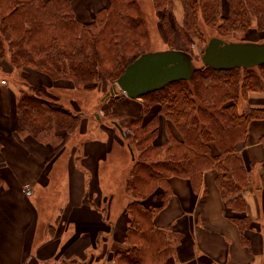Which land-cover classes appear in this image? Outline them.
<instances>
[{
  "label": "trees",
  "instance_id": "16d2710c",
  "mask_svg": "<svg viewBox=\"0 0 264 264\" xmlns=\"http://www.w3.org/2000/svg\"><path fill=\"white\" fill-rule=\"evenodd\" d=\"M176 1L182 4L181 30L190 43L194 38L205 43L198 27L199 14L217 37L225 40L236 41L232 38L250 30L253 19L257 20V30L264 32V0H228V16L222 14V0H156L157 8L166 13L164 21L169 33L173 25L167 9L175 8ZM0 17L7 31L6 38L0 36V56L7 39L13 48L19 47V55L43 56L55 74L71 68V73L82 81L101 74L115 81L131 59L146 52L149 42L137 0H110L109 6L100 9L89 23L77 19L71 0H0ZM202 72L142 97L145 109L132 122L133 143L132 138L128 141L134 156L126 182L131 201L125 211L130 222L123 236L125 246L114 252L115 264H164L176 257L179 234L174 226L157 227L155 217L175 195L172 178L187 179L197 193L209 169L217 171L216 183L226 213L238 225L245 244L250 245L246 230L253 227V219L243 191L251 175L237 152V144L248 139L253 121L264 120V108L247 107L243 111L240 104L248 100L251 92L264 93V65L227 71L205 68ZM28 88L22 89L18 103L17 130L21 134L36 139L51 135L52 122L60 123L58 129L74 133L77 115L41 97L35 87ZM156 106L158 113L146 118ZM51 116L56 119L53 121ZM163 116L178 133L170 129L167 139L160 143ZM156 194L158 199L150 200Z\"/></svg>",
  "mask_w": 264,
  "mask_h": 264
},
{
  "label": "crops",
  "instance_id": "0c3cea01",
  "mask_svg": "<svg viewBox=\"0 0 264 264\" xmlns=\"http://www.w3.org/2000/svg\"><path fill=\"white\" fill-rule=\"evenodd\" d=\"M94 2L103 8V1ZM79 3L87 8L93 4L90 0ZM16 101L15 92H0V177L3 182L0 187V264H84L87 259L84 257L93 246L102 251V247L108 248V243L113 241L123 248L125 225L121 229L120 226L112 227L107 218L85 200L83 169L87 164L82 160L72 166L71 199L67 200L55 223L46 227L39 225V209L31 202H34V183L43 177L45 159L50 152L45 146L50 144L42 141L41 144L37 140H32L34 144L22 142L23 137L16 133ZM246 105L264 108V93L251 92ZM161 121L159 142L166 139L168 124L165 118ZM171 130L178 133L172 125ZM98 138L108 140L107 135ZM263 138L264 120L253 121L249 126L248 139L237 144V152L243 157L251 175L243 196L249 206V215L260 221L259 227L246 231L250 245L245 244L238 225L226 213V205L216 183L217 171L209 169L204 173L202 188L197 193L193 192L187 179H171L175 195L155 217V225L159 228L174 226L180 241L176 257L164 264H264ZM91 139L94 140L93 135ZM34 145L40 149L35 150ZM27 147L31 149L30 155L24 151H28ZM97 160L95 158L88 163L92 161L91 166L97 164ZM27 184L34 190L30 195L24 192ZM103 233L105 243L100 244ZM97 262L104 264L101 259ZM112 263L115 264L114 258Z\"/></svg>",
  "mask_w": 264,
  "mask_h": 264
},
{
  "label": "rangeland",
  "instance_id": "374dc122",
  "mask_svg": "<svg viewBox=\"0 0 264 264\" xmlns=\"http://www.w3.org/2000/svg\"><path fill=\"white\" fill-rule=\"evenodd\" d=\"M80 1L71 0L77 19L81 23L92 22L100 8L102 9L101 4L98 3L97 5L94 0H90V3L93 2L92 7L87 8L79 3ZM101 1H103V8L108 7L110 4V0ZM137 2L140 15L149 35V42L144 49L145 53L166 50L184 51L192 56L196 68L195 73L200 70L202 72L207 68L202 62V55L209 40L217 37V32L205 23L202 14H199L198 17V27L203 34L202 40L205 43L203 41L199 42L197 38H194V41L190 43V39L181 30L184 13L182 4L179 1L175 2V8L167 9L173 25L172 33H169L166 29L164 21L166 13L161 8H157L156 0H137ZM229 12L228 0H222L223 16H228ZM1 21L2 18L0 17V36L4 39L7 31L5 27H2ZM256 21V19H253L252 28L246 33L236 34V37L232 40L263 42L264 32L257 30ZM10 42V40H5V52L0 56V88L1 91L8 93L13 91L16 94L17 127L18 103L23 95L22 89H29L28 86L35 87L40 92L41 97L63 105L71 113L77 115L78 120L77 129L74 133H68L66 131L69 130L63 128L58 129L59 122L57 124L56 122L51 123V126H54V132L50 133L51 135L39 139L16 131L19 137H23V143H33V140L35 142L39 141L41 144H43L42 142L50 144V146L43 145L50 152L47 159H45L43 177L38 183H34L35 192L30 184L29 186L27 184L24 189L26 195L34 192V202L31 203L39 209V225L46 227L49 223H55L61 209L65 207L67 200L71 199L70 178L73 174L72 166H75L77 161L82 160L87 164L83 169L86 178L84 187L87 198L85 200L94 210L107 218L109 225L112 227L120 226V229L125 225L127 228L130 220L125 210L131 201V197L127 191L126 182L134 163V156L130 151L128 141L130 142L132 138L133 143V132L130 128L132 122L139 115H142L145 109L143 98L130 100L122 90H119L118 93L122 95L121 98L114 100L111 95L103 100L106 93L116 84L117 79L115 81L110 80L101 74L100 76H94L93 79L82 81L78 77L76 78L74 73H71V68L63 69L61 72L56 71L55 74L53 72L55 69L44 62L45 60H42L43 56L29 54L27 58L24 55L21 56L19 55V47L13 48ZM28 58L35 62L27 60ZM11 59H14V61ZM132 61L134 59H131ZM100 70L102 71V69ZM115 106L119 112L116 109L111 110ZM240 106L243 111L247 108L245 100H242ZM115 110L117 114L113 112ZM158 111L159 108L156 106L146 115V118L157 114ZM6 116L7 114L4 115V117ZM51 117H53V121L56 119L55 116ZM114 123L123 129V133ZM167 123L166 139L171 125L174 127L172 122ZM91 135L94 136V142ZM101 135H107L108 140H99L98 137H101ZM27 148L28 151H24L30 155L31 149ZM33 148L35 150L40 149L37 145H34ZM164 153L165 150L161 155ZM95 158L98 159L97 164L90 166L89 164ZM90 160L92 161L88 163ZM2 186L3 182L0 187ZM157 195H155V199L150 200L156 201L158 199ZM259 225L260 221L253 220V227L250 225L248 230L259 227ZM104 237L105 233L101 236L100 244L105 243ZM108 244V248L104 249L102 247V251L94 249L93 246V249L87 254L88 257L87 255L84 257L87 258L84 264H97L98 259H101L104 264H113L114 252L120 247L118 242L114 244L112 241L111 244Z\"/></svg>",
  "mask_w": 264,
  "mask_h": 264
},
{
  "label": "water",
  "instance_id": "95a60500",
  "mask_svg": "<svg viewBox=\"0 0 264 264\" xmlns=\"http://www.w3.org/2000/svg\"><path fill=\"white\" fill-rule=\"evenodd\" d=\"M202 62L215 71L260 67L264 65V42L226 41L213 37L204 50ZM195 71L192 56L187 52L166 50L145 53L126 67L103 100L110 95L119 96V90L131 99H138L171 83L188 81ZM117 127L122 131L119 125Z\"/></svg>",
  "mask_w": 264,
  "mask_h": 264
}]
</instances>
